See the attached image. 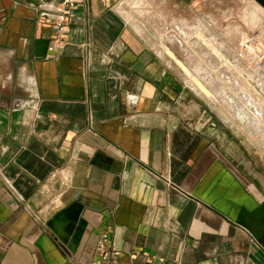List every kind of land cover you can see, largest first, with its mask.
<instances>
[{"label": "crops", "instance_id": "1", "mask_svg": "<svg viewBox=\"0 0 264 264\" xmlns=\"http://www.w3.org/2000/svg\"><path fill=\"white\" fill-rule=\"evenodd\" d=\"M77 1L52 49L49 2L0 0V264H264L263 104L222 58L195 71L224 104L201 92L150 42L159 11L148 35L124 0Z\"/></svg>", "mask_w": 264, "mask_h": 264}, {"label": "rangeland", "instance_id": "2", "mask_svg": "<svg viewBox=\"0 0 264 264\" xmlns=\"http://www.w3.org/2000/svg\"><path fill=\"white\" fill-rule=\"evenodd\" d=\"M124 1V13L127 14L134 26L136 25L142 28L148 35L149 29L155 32V30L159 29V27L156 26V28H154V24H151V22L148 23L145 19L147 17L149 18V15L152 16L154 14L153 12H155V14L160 13L163 17V21L158 25L165 28L163 29V33L161 31L162 36L155 35L152 37V35H150V42H152L154 46H160L162 50H165V48L164 46L161 47V45L165 44L171 48H175L177 52L179 51L181 61L185 64V66H187L184 68L186 70V74H188V76L191 75V83H193L201 92H206L207 94L209 92V97L214 100L217 106L222 107L224 104L223 101L217 97L214 92H212L213 90L210 82L208 85L204 83L198 75V72L195 71V68L197 69L203 62L207 64L210 59L218 58H222L221 63L224 68L228 69L229 73V79L223 83V88H226L225 92H236L239 82L242 85L241 87L245 88L247 91V96H249L247 97L248 103L246 104L249 109L250 104H253L252 100H254V96L258 97V101H260L264 106V96L258 91L259 87L256 85L255 81L252 80V78L254 79L255 77L254 69L256 68V65L251 62L250 58L247 59L248 55L247 58L243 59L239 65L235 61L236 50L239 49L242 42H246L249 39L256 41V39L260 38L263 42H259V40L257 43L262 53H264V23L263 26L258 29L256 26L254 27V25L249 24L247 21L249 12L248 8L251 2L252 4H255L260 11L264 10V8L256 0H204L199 1L197 4H192L188 8L182 7L181 9H175L173 6H160V2L158 0H140L145 3L142 5V8L137 7L135 3L137 0ZM143 17L146 18L144 19ZM176 17L179 18L177 19ZM197 27L200 29L197 30ZM261 31L263 32L261 33ZM219 44L226 46L227 53L218 48ZM258 52L256 51V54ZM249 53L252 54L251 52ZM260 55L262 54H257L259 58L261 57ZM224 58L228 59V61ZM186 59L191 63L194 61L195 66L194 63L191 64V66L185 63ZM237 74H239V78L242 81L237 79ZM261 81L264 88V80ZM214 84L215 90L220 91L222 88L221 84ZM209 85L211 87H209ZM230 96V103L232 106H235L234 100L236 98L232 95ZM251 97L252 100L250 99V102L249 98ZM254 112L256 111L254 110ZM259 129L261 130V128H258L256 131L260 132ZM249 136L252 137L254 134H249ZM259 136L263 138V141L261 138H258L257 135H255V138L257 137L262 143H264V131L261 130V134L259 133Z\"/></svg>", "mask_w": 264, "mask_h": 264}, {"label": "built area", "instance_id": "3", "mask_svg": "<svg viewBox=\"0 0 264 264\" xmlns=\"http://www.w3.org/2000/svg\"><path fill=\"white\" fill-rule=\"evenodd\" d=\"M42 1H46L49 2V8L48 9H43L42 10V14L46 15V16H50V11H58L60 14L58 15V17L56 18V22L54 25V30H55V39H54V43L55 45H53L51 48H59L62 47L64 45L65 42V34L68 32L67 30V25L68 23L75 17V13H76V9H77V5H78V1L77 0H59V3L56 4L54 2V0H42ZM253 40V39H249L246 42H242L239 46V49L236 50L235 54H236V58L235 61L236 63H238V65L240 64L241 61H243V59L250 58V60L252 61V59L258 57L257 54L261 53L262 57L264 55V53H262V51L260 50L258 43ZM252 49H256V51L258 52L256 54V51L251 52L252 54H250V50ZM250 54V56H249ZM160 261L165 264V260L164 258H160Z\"/></svg>", "mask_w": 264, "mask_h": 264}, {"label": "bare ground", "instance_id": "4", "mask_svg": "<svg viewBox=\"0 0 264 264\" xmlns=\"http://www.w3.org/2000/svg\"><path fill=\"white\" fill-rule=\"evenodd\" d=\"M155 1V0H154ZM247 2V1H246ZM136 5H137V7L139 8V7H141L142 8V5L143 4H145L144 2H142V1H140V0H137L136 2ZM162 3V2H161ZM248 3V2H247ZM250 4V3H249ZM246 6V5H245ZM147 7V6H146ZM143 10H145V9H143ZM150 10V9H149ZM142 11V10H141ZM147 11V10H146ZM248 22H249V24H251V25H254V27L256 26L258 29L259 28H261L262 26H263V23H264V11L263 10H261L260 11V9L259 8H257L256 7V5L255 4H252V2H251V4H250V6H249V8H248ZM144 12V11H143ZM140 13V12H139ZM154 14H155V12H153ZM160 15V14H159ZM159 15H158V17H159ZM157 17V16H156ZM148 18V17H147ZM153 18V17H152ZM177 18V17H176ZM179 18V17H178ZM177 18V19H178ZM154 19H155V17H154ZM159 19H160V17H159ZM158 19V20H159ZM146 20V19H145ZM157 20V19H156ZM151 22H152V20H151ZM194 22V21H193ZM191 23V22H190ZM189 23V24H190ZM154 24V23H153ZM157 24V23H156ZM161 24V23H160ZM188 24V23H187ZM163 25V24H162ZM190 26V25H189ZM155 27H156V25H155ZM157 27H159L158 25H157ZM253 27V26H252ZM160 28V27H159ZM197 30H199L200 28L199 27H197L196 28ZM161 29H159V31H160ZM163 30V29H162ZM167 31V30H166ZM165 32V31H164ZM263 31H261V33H262ZM264 34V33H263ZM263 36V35H262ZM260 39V38H259ZM162 46H164V48L167 50V51H169V48H168V46L167 45H163L162 44ZM171 51V50H170ZM255 50H250V52H254ZM173 55V54H172ZM171 55V56H172ZM175 57V56H174ZM178 60V59H177ZM181 61V60H180ZM182 62V61H181ZM183 65V64H182ZM183 66H185V65H183ZM196 69V68H195ZM188 72H190V71H188ZM202 72H204L203 74H204V76L206 75H210V74H212L211 73V71L209 72V70L208 69H202ZM201 73V72H200ZM191 76V75H190ZM252 76V75H251ZM205 78V77H204ZM214 79V78H213ZM210 80H212V79H210ZM210 85L212 86V92H214L215 94H216V96L217 97H219L220 98V95H219V91L218 90H215V84H214V82L212 81V82H210ZM218 88V87H217ZM226 89V88H225ZM206 91V90H205ZM208 91V90H207ZM208 96L210 95L209 94V92H208V94H207ZM211 96H212V94H211ZM229 96V95H228ZM224 98V97H223ZM222 99V98H221ZM250 99L252 100V97L251 98H249V101H250ZM226 102H228V100H226ZM231 102V101H230ZM228 103L229 104V106H231L232 108H233V106L231 105V103ZM257 103V102H256ZM258 107V106H257ZM238 108V107H237ZM241 111V110H240ZM264 114V113H263ZM243 121V120H242ZM260 125V124H259ZM258 128V127H257ZM260 130V129H259ZM263 136V135H262Z\"/></svg>", "mask_w": 264, "mask_h": 264}, {"label": "water", "instance_id": "5", "mask_svg": "<svg viewBox=\"0 0 264 264\" xmlns=\"http://www.w3.org/2000/svg\"><path fill=\"white\" fill-rule=\"evenodd\" d=\"M261 6L264 7V0H256Z\"/></svg>", "mask_w": 264, "mask_h": 264}]
</instances>
